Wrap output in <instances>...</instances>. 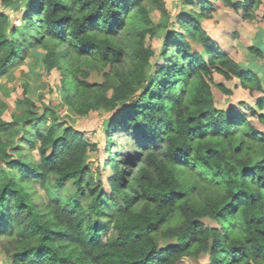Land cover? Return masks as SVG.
<instances>
[{
  "label": "trees",
  "instance_id": "16d2710c",
  "mask_svg": "<svg viewBox=\"0 0 264 264\" xmlns=\"http://www.w3.org/2000/svg\"><path fill=\"white\" fill-rule=\"evenodd\" d=\"M185 1L199 9L177 15L153 63L145 37L165 26L150 17L151 7L169 15L164 0H0V79L42 47L76 114L110 113L101 160L98 143L26 87L11 119L0 100V249L11 264H179L202 254L207 264H264V130L250 121L264 123V96L248 114L244 102L219 107L213 90L233 93L217 73L251 93L264 94V82L202 27L211 0ZM222 1L247 17L261 3ZM92 70L104 81H90ZM120 129L133 151L116 160Z\"/></svg>",
  "mask_w": 264,
  "mask_h": 264
},
{
  "label": "rangeland",
  "instance_id": "374dc122",
  "mask_svg": "<svg viewBox=\"0 0 264 264\" xmlns=\"http://www.w3.org/2000/svg\"><path fill=\"white\" fill-rule=\"evenodd\" d=\"M166 7L168 8L169 15L164 16L157 8L151 7L150 17L155 24H164L162 28L155 34H147L145 37L146 46L152 47L156 51V56L153 58V63L160 62L162 57L160 51L164 43L165 31L170 28H178L176 24V17L179 13H186L193 9H199L198 6L187 4L185 0H164ZM213 13L212 17L204 18L202 20V27L206 30L210 37L217 40L222 49L232 57L236 62L242 65H251L256 62L253 69L256 70L260 78L264 82V54L263 57H258L254 53H251L249 49L251 46H259L264 50V0H260V5L255 8L251 13V17H247L242 10L235 11L231 7L226 6L222 0H211ZM25 1L16 2L9 8V13L13 19H18V13L24 8ZM4 10L3 5L0 2V12ZM250 13V14H251ZM45 50L42 47L34 50V55L28 56L22 65L13 67L10 72L0 79V100H2V113L5 119H11V113H19L18 99L23 97V90L26 87L28 95L38 103L53 104L58 110L61 116H69V122L76 128L85 132L86 138L91 143H98L100 151L91 152L90 156L97 155L101 160H105L107 157L106 151L103 149L106 138L104 128L108 125L107 119L110 115L109 112L99 109L90 112L88 115L81 116L76 114L73 109L66 104V96L62 86V71L53 69L51 72H46L42 59L44 57ZM264 53V51H263ZM66 66V65H65ZM216 83H222L228 88L233 90L230 95L221 93L216 86H213L215 92L216 102L219 107L227 108L230 106H236L240 108V103L244 102L247 106L241 107V109L250 114V108H256V101L259 97L264 96L263 93L255 91L251 93L249 89H245L241 86L237 78L226 79L221 74H215ZM90 81L102 82L104 76L102 72L92 70ZM264 87V83H263ZM1 104V103H0ZM4 104V106H3ZM63 104V106H62ZM67 119V118H66ZM252 124L259 130H264V123L260 122L257 117H251ZM118 131L116 139L117 144H114V148L122 149L126 146L124 151L120 153H114L116 158L118 154L131 153L133 148L131 147L130 140L126 138V133ZM37 155V152L34 151ZM117 160V158H116ZM118 162V161H116ZM104 176H109L110 168H103ZM35 190L40 196L45 194V190L36 185ZM205 223L209 226L216 225V222L205 218ZM104 230L100 232L102 239H107L112 236L111 227H104ZM207 264L208 256L202 254L198 260H183L179 264ZM0 264H11L6 258L5 254L0 249Z\"/></svg>",
  "mask_w": 264,
  "mask_h": 264
},
{
  "label": "crops",
  "instance_id": "0c3cea01",
  "mask_svg": "<svg viewBox=\"0 0 264 264\" xmlns=\"http://www.w3.org/2000/svg\"><path fill=\"white\" fill-rule=\"evenodd\" d=\"M260 47V46H259ZM261 48V47H260ZM256 62H253V64H255Z\"/></svg>",
  "mask_w": 264,
  "mask_h": 264
}]
</instances>
